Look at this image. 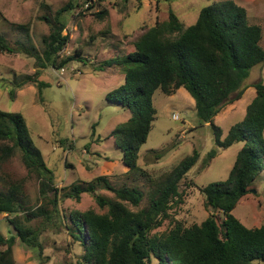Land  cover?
<instances>
[{
    "label": "rangeland",
    "instance_id": "1",
    "mask_svg": "<svg viewBox=\"0 0 264 264\" xmlns=\"http://www.w3.org/2000/svg\"><path fill=\"white\" fill-rule=\"evenodd\" d=\"M70 1L73 0H0V37L5 38L10 47L18 48V44L23 43L41 53L43 37L51 32V25L43 17L53 18L57 10ZM74 1L77 6L66 13L64 31L70 41L60 56L77 55L79 60L61 69L48 67L38 76L35 57L26 52L0 49V110L25 116L35 145L54 172V188L58 189L59 198L54 205L56 189L49 190L46 198H42L40 180L35 173H29L20 151L3 165L4 177L22 184V193L17 196L28 210L19 213L21 223L37 230L41 244L40 248L29 247L16 236L14 258L17 264L76 263L83 254V247L70 234V213L88 209L105 213L107 207H101L96 196L116 198L115 191L92 182L95 178L105 177L116 189L139 188L145 197L138 208L146 207L152 187L150 180L160 179L194 150L199 152V160L181 181L182 195L172 204L169 218L155 232H167L178 222L185 226L202 223L211 212L205 207L201 186L227 179L243 146L242 142H237L221 149L216 142V132L220 128L222 139L227 136L230 127L244 118L248 105L256 97L255 83H264L263 63L253 68L245 81L242 97L227 102L212 123L204 124L200 123L194 98L185 88L170 95L158 89L153 99L156 118L140 150V171H128L122 161L123 151L111 133L120 123L136 115L137 110L107 99V93L124 82L125 70L115 64L103 67L101 63L106 58L115 61L117 45L123 47L121 42H126L130 34L142 32L156 21L168 20L170 10L188 27L197 20L202 7L221 0ZM235 1L247 8L251 23L261 25L264 47V0ZM102 11V17L98 16ZM39 83L47 84L42 89L43 101ZM213 149H218L219 153L209 161L207 155ZM91 184L96 188L95 193L83 192L80 200L71 196L75 187L86 188ZM42 204L49 212L57 207L59 217L49 221L44 213L35 217L28 215L29 210L34 211ZM233 213L247 227L264 225V171ZM13 216L0 214V233L6 237L18 235L10 222Z\"/></svg>",
    "mask_w": 264,
    "mask_h": 264
},
{
    "label": "trees",
    "instance_id": "2",
    "mask_svg": "<svg viewBox=\"0 0 264 264\" xmlns=\"http://www.w3.org/2000/svg\"><path fill=\"white\" fill-rule=\"evenodd\" d=\"M75 6L76 2L70 1L57 10L53 18L43 17L51 25V32L43 37L41 53L23 43H19L18 48L10 47L3 37H0V49L26 52L35 57L38 76L48 67L61 69L79 60L77 55L60 56L70 41L69 34L64 33L66 13ZM103 14L104 11L98 16ZM20 27L28 29L24 25ZM132 34L126 37V42H121L123 47L116 46L115 61L106 58L101 66L115 64L125 70L124 82L108 92L107 99L136 109L137 114L120 123L111 135L123 151L122 161L128 171L137 172L140 171L141 147L147 142L156 118L153 99L158 89L170 95L185 88L194 98L200 123H212L227 102L242 97L245 81L253 68L264 63V47L261 25L251 23L247 8L235 0L213 1L202 7L197 20L188 27L170 10L168 20L156 21L142 32ZM129 46L132 47L126 52ZM39 84L43 101L42 89L47 84ZM254 86L256 97L248 105L244 118L230 127L224 139L220 128L216 132V142L221 149L237 142H242L243 146L227 179L201 186L205 207L211 212L202 223L185 226L178 222L167 232H155L169 218L176 198L180 199L181 181L199 160L197 150L160 179H149L152 187L146 207L138 208L145 197L142 190L126 186L116 189L100 176L92 182L115 191L116 198L96 196L99 205L107 207L105 213L94 209L70 213V234L83 247V254L71 264L264 262V225L247 227L233 213L264 171V83L260 81ZM10 95L13 98L14 92ZM16 151L22 153L29 173L38 176L42 198H46L49 190L56 189L54 172L35 145L25 116L0 110V214L14 215L10 222L18 231V235L9 237L0 233V247H4L0 248V264H17L14 258L16 236L29 247H41L37 230L25 226L19 218L22 210H28L17 196L22 193V184L2 174L3 165ZM218 153V149L211 150L207 155L209 161ZM95 191L93 184L86 188L75 187L71 196L80 200L81 193ZM57 192L58 189L52 200L54 205L58 204ZM53 210L49 212L42 204L34 211L29 210L28 215L35 217L44 213L52 221L59 217L57 207Z\"/></svg>",
    "mask_w": 264,
    "mask_h": 264
}]
</instances>
